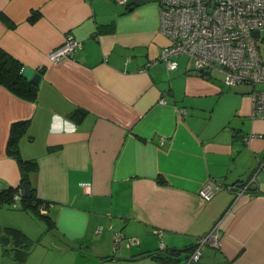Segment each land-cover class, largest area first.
Instances as JSON below:
<instances>
[{
	"label": "crops",
	"instance_id": "crops-1",
	"mask_svg": "<svg viewBox=\"0 0 264 264\" xmlns=\"http://www.w3.org/2000/svg\"><path fill=\"white\" fill-rule=\"evenodd\" d=\"M67 34L81 47L51 61ZM168 45L158 0H0V49L42 71L34 101L0 86V235L32 242L5 233L0 264H188L211 232L189 264H264V118L252 117V87H228L185 55L168 70ZM53 114L76 131L50 134ZM15 123L25 124L19 156L37 164L27 182L48 223L23 194L5 200L9 188L23 193L6 153ZM258 168L235 200L226 186ZM207 183L221 188L203 201ZM117 233L138 242L115 250Z\"/></svg>",
	"mask_w": 264,
	"mask_h": 264
},
{
	"label": "built area",
	"instance_id": "built-area-1",
	"mask_svg": "<svg viewBox=\"0 0 264 264\" xmlns=\"http://www.w3.org/2000/svg\"><path fill=\"white\" fill-rule=\"evenodd\" d=\"M123 4L125 0H117ZM160 11V31L165 34L170 45L163 48L159 60L168 70L177 68L176 58L187 56L193 67L201 74L217 70L228 87L250 85L252 87V117L264 118V59L260 54V43L264 48L261 32L264 30V0H158ZM258 32V36L253 33ZM81 47L72 35L67 34L62 44L48 54L51 61H59L73 56ZM157 61L148 65L153 66ZM256 170L244 181L228 185L234 199L244 195L256 181ZM221 188L207 183L199 190L203 201H209ZM18 189L12 201L22 198ZM40 214L46 213V205L38 207ZM160 235V232H156ZM214 239L213 232L200 238L188 257V264L197 262L201 248ZM121 242L135 244L138 238H125L114 234V247Z\"/></svg>",
	"mask_w": 264,
	"mask_h": 264
},
{
	"label": "trees",
	"instance_id": "trees-1",
	"mask_svg": "<svg viewBox=\"0 0 264 264\" xmlns=\"http://www.w3.org/2000/svg\"><path fill=\"white\" fill-rule=\"evenodd\" d=\"M26 68L16 59L5 53L3 50L0 49V86L7 89L10 93L14 94L16 97L27 100V101H34L36 98V93L38 86H35L31 83V81L24 77L23 72ZM41 74L42 71H39ZM25 127L24 123H15L11 126L10 129V136L6 147V153L10 157L14 158L18 164L19 171L21 174V186L23 182L28 181V176L32 172L37 171V164L34 161H27L23 160L19 156L18 151V137L20 131L23 130ZM31 190V197L30 198H23L22 203L25 208H28L29 211L36 216L41 221L48 223V219L45 214L39 213V205L43 204L44 202H40L36 199L34 190ZM15 190L9 188L5 191L9 194V198L5 199L6 202L12 201V195ZM3 196V193H0V196ZM6 197V196H5ZM2 199V198H1ZM45 204V203H44ZM46 205V204H45ZM47 208V207H46ZM3 235H0V242L4 247V235L7 233L8 237L16 238L19 242L23 243L24 247L30 246V241L26 240L22 234H20L17 230L8 229L6 232H2ZM5 252V249H4ZM25 253V252H24ZM26 255V254H25ZM24 255V257H25ZM24 257L19 256L20 260H23ZM189 257V256H188ZM188 257L186 259H188ZM162 261H167L166 258H161Z\"/></svg>",
	"mask_w": 264,
	"mask_h": 264
},
{
	"label": "clouds",
	"instance_id": "clouds-1",
	"mask_svg": "<svg viewBox=\"0 0 264 264\" xmlns=\"http://www.w3.org/2000/svg\"><path fill=\"white\" fill-rule=\"evenodd\" d=\"M52 120H53V122L49 127V133L50 134L57 135V134H60L62 132L73 133L76 131V125L73 122L63 120V118L60 117L58 114H53ZM57 121H63L64 126L61 127L60 125H58L56 123Z\"/></svg>",
	"mask_w": 264,
	"mask_h": 264
},
{
	"label": "water",
	"instance_id": "water-1",
	"mask_svg": "<svg viewBox=\"0 0 264 264\" xmlns=\"http://www.w3.org/2000/svg\"><path fill=\"white\" fill-rule=\"evenodd\" d=\"M254 36H258V32L253 33ZM23 75L25 78L29 79L31 83L35 86H38L40 80H41V74L39 72H35L31 68H26L23 72ZM23 189V196L24 198H30L31 197V190L29 187V184L27 181H25L22 185Z\"/></svg>",
	"mask_w": 264,
	"mask_h": 264
},
{
	"label": "rangeland",
	"instance_id": "rangeland-1",
	"mask_svg": "<svg viewBox=\"0 0 264 264\" xmlns=\"http://www.w3.org/2000/svg\"><path fill=\"white\" fill-rule=\"evenodd\" d=\"M261 38L264 39V30H262L261 32ZM260 54H261L262 59H264V48H262V43H260ZM257 88H264V85H260ZM34 263L36 264V262L34 261L31 264H34Z\"/></svg>",
	"mask_w": 264,
	"mask_h": 264
}]
</instances>
